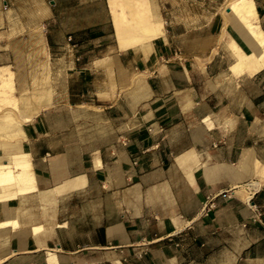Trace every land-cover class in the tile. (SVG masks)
<instances>
[{
  "label": "crops",
  "instance_id": "1",
  "mask_svg": "<svg viewBox=\"0 0 264 264\" xmlns=\"http://www.w3.org/2000/svg\"><path fill=\"white\" fill-rule=\"evenodd\" d=\"M109 1L0 0V163L31 176L0 264H264L254 41L226 0H142L123 47Z\"/></svg>",
  "mask_w": 264,
  "mask_h": 264
},
{
  "label": "bare ground",
  "instance_id": "2",
  "mask_svg": "<svg viewBox=\"0 0 264 264\" xmlns=\"http://www.w3.org/2000/svg\"><path fill=\"white\" fill-rule=\"evenodd\" d=\"M109 3L112 8L111 10L113 11L114 24H115L118 40L121 46L124 47L131 43H134L135 41L138 40L141 32L149 31L148 29L151 22L149 24L147 18L143 16L145 13V9L143 8L142 0H110ZM228 9H230V11L234 14V16L237 17V20L240 23V25L246 28L249 36L254 41V42L251 41V44L254 43V47L257 50H259V53L257 52V54L255 52L251 55H247L243 53L240 50V48L237 47V45L234 44L233 48L236 50V53L239 58L237 59L239 60L238 68L239 66L241 67L242 65H247V64L253 65L255 67L264 66V30H262L260 25L257 23L254 1L231 0ZM126 10L129 12V15L131 17L130 19L127 18ZM152 24L154 25V23ZM232 52L235 51L232 50ZM235 68L236 67L234 66L233 69L235 70ZM14 105L17 106L16 102L14 103ZM26 165H28V163ZM9 167H10L9 162L0 163V199H7L9 197L16 196V192L18 190L14 189L16 187L15 185L19 183H23L24 186V182L31 179L29 172L22 170L14 174L13 171L11 170L12 168ZM24 187L22 188V190L24 189ZM30 187L33 186L31 185Z\"/></svg>",
  "mask_w": 264,
  "mask_h": 264
},
{
  "label": "rangeland",
  "instance_id": "3",
  "mask_svg": "<svg viewBox=\"0 0 264 264\" xmlns=\"http://www.w3.org/2000/svg\"><path fill=\"white\" fill-rule=\"evenodd\" d=\"M231 0H226L225 3H224V9L225 8H229V3H230ZM180 6H183V3L180 4ZM190 6V5H189ZM15 106V105H14ZM17 107V106H16Z\"/></svg>",
  "mask_w": 264,
  "mask_h": 264
}]
</instances>
